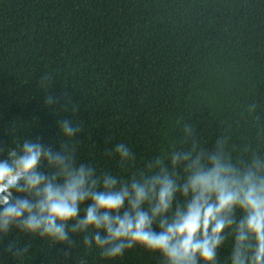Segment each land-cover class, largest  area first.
I'll use <instances>...</instances> for the list:
<instances>
[{
	"label": "trees",
	"instance_id": "1",
	"mask_svg": "<svg viewBox=\"0 0 264 264\" xmlns=\"http://www.w3.org/2000/svg\"><path fill=\"white\" fill-rule=\"evenodd\" d=\"M62 119L81 127L68 142L98 175L128 179L188 147L186 124L207 149L227 137L241 165L264 156V0H0V148L32 139L59 151ZM117 143L134 163L121 164ZM40 170L51 171L46 161ZM12 241L29 251L14 257ZM230 248L231 239L220 264ZM81 261L163 264L139 246L106 259L82 234L61 243L13 229L0 238V264Z\"/></svg>",
	"mask_w": 264,
	"mask_h": 264
},
{
	"label": "clouds",
	"instance_id": "2",
	"mask_svg": "<svg viewBox=\"0 0 264 264\" xmlns=\"http://www.w3.org/2000/svg\"><path fill=\"white\" fill-rule=\"evenodd\" d=\"M45 103L55 100L49 95ZM58 127L59 151L32 139L0 148L7 152L0 159V238L13 229L61 243L82 234L85 247L95 245L106 259L139 246L159 253L163 264H220L231 239L224 264H264V156L253 153L241 165L227 137L207 149L186 124L188 147L156 156L122 179L77 161L68 141L82 129L72 119ZM112 151L122 165L135 161L124 143ZM44 161L50 173L40 170ZM29 248L12 241L5 250L20 258Z\"/></svg>",
	"mask_w": 264,
	"mask_h": 264
}]
</instances>
